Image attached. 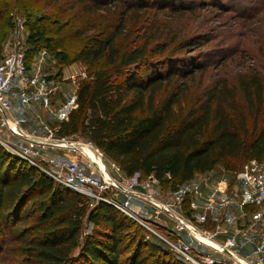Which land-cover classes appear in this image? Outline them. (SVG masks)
I'll list each match as a JSON object with an SVG mask.
<instances>
[{"label": "trees", "instance_id": "trees-1", "mask_svg": "<svg viewBox=\"0 0 264 264\" xmlns=\"http://www.w3.org/2000/svg\"><path fill=\"white\" fill-rule=\"evenodd\" d=\"M28 1L31 45H44L62 66L80 61L95 67L80 83L78 106L60 123L59 134L91 139L126 174H154L167 190L219 165L238 170L264 158L261 65L250 63L233 82L211 77L186 108L181 99L202 68L184 67L182 58L168 51L175 38L154 45L150 35L126 49L117 46L131 10L148 8L152 0ZM153 2L158 11L174 9L169 0ZM116 9L122 10L120 19ZM34 10L40 16L34 17ZM79 10L108 17L93 29L77 28L81 47L70 54L54 34L72 29L71 18H63ZM2 38L0 32V59ZM192 44L184 40L174 48ZM174 83L158 102L159 93ZM12 242L18 243L23 264H184L162 243L145 239L143 228L112 206L57 185L0 147V264Z\"/></svg>", "mask_w": 264, "mask_h": 264}, {"label": "built area", "instance_id": "built-area-1", "mask_svg": "<svg viewBox=\"0 0 264 264\" xmlns=\"http://www.w3.org/2000/svg\"><path fill=\"white\" fill-rule=\"evenodd\" d=\"M15 18L21 34V19ZM27 50L17 36L3 43L0 131L9 138L0 136L1 145L57 185L93 203L104 202L139 223L145 239L160 241L184 264H264V160L251 159L238 170L198 173L167 191L154 174L128 175L91 139L61 135L60 123L41 114V130L31 129L15 113L13 100L18 99L24 108L36 104L54 117L64 112L68 119L78 106L80 83L88 79L85 70L48 78L42 65L46 51L30 64ZM64 81L72 85L67 90ZM58 93L63 97L56 108L53 99Z\"/></svg>", "mask_w": 264, "mask_h": 264}, {"label": "rangeland", "instance_id": "rangeland-1", "mask_svg": "<svg viewBox=\"0 0 264 264\" xmlns=\"http://www.w3.org/2000/svg\"><path fill=\"white\" fill-rule=\"evenodd\" d=\"M127 1V4H133L132 0ZM153 1L150 2L148 8H142L136 12L131 10L128 14L127 27L117 38V46L123 50L133 42L141 43L150 35H155L152 40L154 45L156 42H168L175 38V42L169 46L170 50L168 51L172 50L173 55L181 57L184 67L193 64L200 65L202 68L196 72L192 88L181 99L184 107L187 108L196 101L204 86L209 84L211 77H228L233 82L241 71L252 62L254 65H261L260 67L264 68V0H169L170 2L167 3L171 4L174 9L166 8L165 12L158 11L157 4ZM29 7L28 0H0V14H2L0 32L3 34V43L7 39L19 37L20 42L28 47L27 56L30 64L41 57L42 51H46L42 65L48 78L82 70L88 73V79L92 77L91 71L95 67H88L80 61L62 66L59 60L54 57V53L44 48V45H31L32 43L28 41L31 21ZM135 8H137L136 5ZM121 12L122 10L116 9L114 16L120 19ZM40 14L39 11L34 10V17H38ZM15 16L21 19V34ZM107 17L106 12L93 14L79 10L75 15L69 13L64 16L63 20L71 18L72 29H67L62 34L56 32L54 35L56 39H63L66 49L72 54L73 51L79 50L81 47L82 29L77 30V28L84 25L83 29H93L89 27H96ZM184 40L193 43L189 49L177 50L174 48L176 43ZM152 54L158 55L155 52ZM175 85L177 83L162 90L157 101L160 102L164 99ZM63 86L67 90L72 85L66 81ZM15 92L12 90V94ZM59 104H61V100L57 97L53 99L54 107L57 108ZM22 109L25 120L34 119L33 113L30 114L29 109ZM0 136L4 139L9 138V134L4 130L0 131ZM0 147L13 157L20 159L3 145L0 144ZM20 163H24L26 167L33 166L38 169L21 159ZM222 168L224 167L217 166L218 170ZM163 190L167 191L166 188ZM161 218L168 221L169 226H173L172 221H169L163 214ZM143 231L145 234L144 228ZM147 240L151 243H160L153 238ZM162 245L164 244L162 243ZM18 249H20L18 243L12 242L10 251L1 264H23L21 263L22 254Z\"/></svg>", "mask_w": 264, "mask_h": 264}, {"label": "crops", "instance_id": "crops-1", "mask_svg": "<svg viewBox=\"0 0 264 264\" xmlns=\"http://www.w3.org/2000/svg\"><path fill=\"white\" fill-rule=\"evenodd\" d=\"M60 76H62V75H60ZM65 82L66 81H64V83ZM56 97H57V99L61 100L62 97H63V95L60 94V93H58L57 95L54 96V99ZM13 105H14L15 113L22 119V121L24 122V124L27 127L31 128V129H34V130H37V131H40L41 130V121L38 118V114H41L42 117H44L45 119H49L51 121H56V122H59V123H61L62 120L65 119V116L63 114L64 112H61L57 117H54L45 108H43V107H41L39 105L34 104L31 108H29L30 114L33 113L34 119L33 120L31 119V120L27 121V120H25V115L23 114V111H22L23 110L22 108H24V107H22V105L20 104V102H19L18 99H14L13 100ZM24 109H28V108H24ZM49 153L62 155V152L55 151V150H51ZM215 170H218V169L217 168L216 169H213V171H215ZM205 190H207V189H205Z\"/></svg>", "mask_w": 264, "mask_h": 264}]
</instances>
